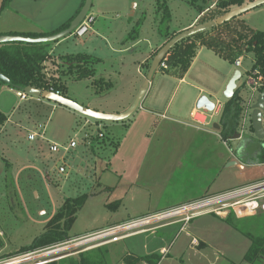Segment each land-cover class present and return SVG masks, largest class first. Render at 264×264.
I'll return each mask as SVG.
<instances>
[{"label":"crops","instance_id":"obj_1","mask_svg":"<svg viewBox=\"0 0 264 264\" xmlns=\"http://www.w3.org/2000/svg\"><path fill=\"white\" fill-rule=\"evenodd\" d=\"M156 1V4H150L147 0H93L91 9L97 5L96 10L98 11L97 15L95 13L91 14L96 18V21L92 27L93 30L81 40V42L83 41L82 43L77 40L74 41L81 43L80 50L73 51L72 49H69L70 44L67 42L75 39L72 36L53 43V45L50 46L48 58L50 60L47 59L44 63L49 75L50 72H55L56 69H58L53 63L58 65V67L60 66L61 73L68 69L65 63L60 64V62L58 63V61L54 60L55 53L59 55L56 56V58L59 57L61 59L68 55L84 54L99 60V63L95 66L96 76L93 79L85 80H88L92 85L94 80H101L102 78L111 84V87L108 88V90H105L101 94H96L97 96L95 98H85L83 96L84 92L77 87V84L82 81H76L70 74L63 75V73H59L60 75H57L68 88V95L71 100L92 110L99 112L103 111L110 114H121V112L132 106L143 88V83L152 67V61L162 46L169 41V39H166L160 33V27H158L162 17V13L160 17L158 15L161 11L160 8H158V1L161 0ZM165 1L166 7L170 10L172 16L169 25V32L176 36L183 31L201 25L199 24L200 20L207 15L209 11L216 8L215 5L218 0H194L193 6L188 4L189 0ZM252 1L253 0H248L247 3ZM82 2L83 0H14L9 7L0 11V34L1 36H4L13 34H42L58 31L62 25L71 20L80 11L79 9ZM204 4H209L210 8L205 7L204 9L206 10L201 13L199 7ZM255 9L257 11L259 9L260 12L264 13V4ZM113 12L116 13L117 19L119 17L122 18V15H125L127 20L123 21L122 25L114 26L113 24L108 23L106 18H103V20L99 18V14L106 16ZM250 12L239 17L243 16L241 20H243L252 30L262 31L258 28H252V25H250L251 14H253ZM212 21H215V19ZM196 44L198 48L199 45H201L200 42ZM201 47L202 48L198 49L197 55L200 53L201 49L206 46L202 45ZM241 64V67H238L237 64L234 66L236 67L235 70L239 69L241 71V79L238 83V88L241 89L240 96L247 107L243 121L244 124H247L248 121H250L249 124L252 125V107L255 105L259 94L251 93V91L245 87L244 80L247 74L253 70L255 63L252 61L253 65L245 70H243V61ZM51 65L53 66L52 71L48 69V66ZM158 70L154 74L152 81L158 73ZM235 70L223 75L224 80L221 96H224V91L228 84L227 82L233 76ZM53 75L54 73H52V76ZM186 75L183 78H180L179 83L185 82ZM54 76H56V74ZM150 84L151 80L149 85ZM5 88L15 92L19 101L16 107H10V113L5 114L0 108V111L8 116L6 124L0 129V181L6 186H4L5 188L2 190L3 192L0 191V194L2 193L1 197L9 196L12 192V190L7 187L9 182L13 185L14 183H17L20 176L23 174L26 176L27 185L26 188H24V194L27 195V205L24 204L22 190L15 184L16 191L14 188V192L19 197V202L22 207L17 206L16 204H9V207H11V210L15 211H19L20 208H23L24 219H28L34 225L43 228V230L36 236L38 237L44 233L45 226L56 213L55 208H57V204L54 200V191L59 189L62 193L60 189L64 186L62 181L64 180L63 183L67 180L71 181L72 177L76 176L81 168L83 169V166L87 161L89 150L85 146H83L82 149L81 146L73 151L70 154L71 163L67 167V174L61 177L57 176L54 165L57 155H53L50 151L51 145L46 139L47 126L46 124L43 125L39 119L47 115L49 108L56 109L55 106L57 104L54 102L56 105H51V102L53 101H47V99L42 98L41 96H31L30 99L21 101L17 96L18 92L14 89H10L7 85L1 87L0 92L5 91ZM147 92L144 98L146 97ZM203 95L216 105L222 104V108H224L228 99L224 97V100H221V97H219L217 93L206 92L204 89H199V93L194 99V107L190 112V122L194 124L195 128H208V126H213L214 128V125L218 123L214 122L218 115L209 118L211 114H208L205 117H202L201 122L198 123L191 119L192 113L197 109L196 102L198 98ZM77 96L81 100L85 99V101H80ZM144 98L140 102V108L130 116V120L127 118L121 122H113L125 125L126 138L134 136L133 132L135 129L139 128L140 123H148V121H151L152 126H155L157 125V122L154 117L159 118V116H161L165 119L169 118L167 114V109H169L170 106L169 102L164 113L155 114L144 106V103L146 102L143 101ZM25 101L32 102L33 107L36 109V111L34 110V113L38 118L34 123L36 129L39 131L41 128H45V139H40V141H48L50 157L47 155L45 158L41 159L43 156H41V154L39 155V152H28L29 155H31V157L34 156V158L32 157L33 159H29L27 158L28 155L25 158L23 150L20 151L17 145L18 143H11L7 139L11 130L9 124L13 127L21 125L22 128H25L22 126L23 124L21 123V120H14L18 112L23 111L21 103H24ZM67 109L70 110V112L76 113L69 108ZM147 115H149V117ZM81 117L79 116L77 124H82L85 120V116L82 115ZM263 118L264 114L262 121ZM174 121L175 120L172 122ZM78 129L79 126L76 130ZM141 129H145V126ZM199 130L201 129H198V132L193 134L195 135L194 138L186 137L184 133L181 135L171 133L169 135V133L166 134L160 132L153 135L157 139V136H159L158 141L175 139V137H177L176 139H180L181 141V145L178 149H141L129 153L130 161H128V163H130L129 167L132 170L129 177L128 167H124L120 173L117 171L121 177H118L115 184L109 186L102 183L97 184L99 187H102V185L105 186L110 193L109 198L113 200V202H111L113 204L112 208L109 206L110 204L108 205V208L112 209H109V216L104 222L97 223L93 231L86 232L83 235H75L74 238L103 230L112 225L124 223V221L130 219L140 218L149 213L175 207L185 202L199 200L206 195L218 194L219 192L231 189L233 185L238 187V185H242L256 176L257 172L252 166L261 163L256 159L258 154L256 151L260 150V148H264V144L258 145L254 140L244 136L246 134L245 132L241 133L239 131V133L243 135L241 145L244 147L245 143L246 148H240V150L235 152L232 149L233 137L224 141L222 139V128H214L213 130L215 133L209 130ZM33 133L36 132L29 130V135ZM145 134L148 136L149 132H146ZM216 134H219L218 137ZM29 135L28 140L30 142H36L39 140H30ZM151 137L152 136L149 135L146 140H151ZM71 139L73 138L71 137L69 141ZM4 140H6V142H4ZM40 141H38V144H34L39 150L40 148H43V145L39 144ZM69 141H65L64 144ZM218 141H221L223 146H218ZM229 142L230 145L228 144ZM247 146L250 147V149H247ZM79 149H81L80 153H82V161L80 160L77 162L79 158L77 154H80L77 153ZM92 153L93 155H96V152L92 151ZM7 155H10L12 159H16L20 166L17 171L13 173L14 176H11V179L8 178V175L14 172V168H11L8 164L10 158L5 160L4 157ZM243 155L248 162L241 160V156ZM36 157L38 158L36 159ZM20 158H23V160H20ZM38 162L40 164L42 162V167L46 166L45 173L42 172L40 165H37ZM128 163L125 162L126 165H128ZM232 163L236 164L230 166ZM116 168H119V166ZM41 182H43V184H41ZM219 183L222 184L217 187ZM45 195H47V203H45L46 200L43 201ZM88 200L89 197L85 201V205L88 204ZM50 207H52L51 210ZM30 211L32 215L30 214ZM48 213L50 214L48 215ZM260 215H264V213H258V215L249 217H235L238 220H249L252 218H258ZM228 216L217 217L215 215H204L193 220L186 226L184 224L169 225L158 230L155 234H143L142 236L125 239L124 241L127 242L124 246L115 248L114 251H109L107 262L113 264H118L119 262L126 264L125 257L127 255L136 258H143L144 256L157 254L162 258L159 264H252L245 261V254L250 249L252 241L249 237L243 234L239 235V232L227 223ZM4 233L6 234L7 232L4 231ZM4 236H1L0 238V258L2 255L4 256L5 254H8L7 250L9 249L8 243L6 242V235ZM120 243L110 244L105 247L109 248L111 246H117ZM31 244L29 243L27 246L22 245L14 249L21 251V249L28 247ZM14 251L15 250L12 252ZM141 264L149 263L144 261ZM253 264H264V258Z\"/></svg>","mask_w":264,"mask_h":264},{"label":"rangeland","instance_id":"obj_2","mask_svg":"<svg viewBox=\"0 0 264 264\" xmlns=\"http://www.w3.org/2000/svg\"><path fill=\"white\" fill-rule=\"evenodd\" d=\"M1 0V5H2ZM150 4H156V0H147ZM194 0H189L188 4L194 5ZM204 3V2H202ZM104 4V3H103ZM180 4V3H178ZM182 4V3H181ZM161 10L167 7H164L163 4H161ZM201 7H209L210 5H203ZM97 5L91 9L90 13H95L97 15L96 10ZM237 7H234L235 9ZM153 10L152 8H150ZM256 9H253L251 11L253 14H251V21L250 25H252V28H258L264 31V13L258 11ZM163 11H160L158 13L159 17L161 16V13ZM250 12V13H251ZM219 11L216 8H214L212 11H209L207 15H205L199 22V24L206 23L208 21H212L210 19L218 18L220 15H218ZM243 17V16H242ZM242 17H238L234 19V22H232V27H222V29H215V30H209L203 38L200 40H197L196 43H204L219 38V33H227L230 35L232 34L234 28L238 26L239 30L238 34L242 33L245 35V27L248 25L245 24V22L242 19ZM99 18L103 20V18H106L108 23L113 24L114 26L122 25L123 21L127 20V17L125 15H122V18L119 17L116 18V13H110L108 15L99 14ZM110 19V20H109ZM106 22V23H107ZM249 27V26H248ZM250 28V27H249ZM222 31V32H220ZM229 32V33H228ZM237 33V32H236ZM232 36V35H231ZM86 37V36H85ZM233 37V36H232ZM82 38L81 40H83ZM86 39V38H85ZM238 38H236L237 40ZM77 39H72L68 41L67 43L69 45V49H72L73 51H79L81 46V43L74 42ZM195 43V45H197ZM84 44V43H83ZM202 45H199V48ZM55 61L60 62V64L65 63L67 65V70L69 71V62L66 60H63V58H59L56 56H59L58 54H54ZM239 59H242L244 67L243 70L246 68H249L253 61V56L251 54H244ZM50 60V59H48ZM49 62V61H48ZM193 66L191 67V70L187 73L185 82H180V76L176 77L173 75V72L166 71L162 69L158 70V73L156 74L155 78L151 79V86L148 88V92L146 97L144 98V106L147 107L149 110L153 111L155 114L164 113L166 111V107L168 106V102L170 104L169 109H167L168 119L162 118L159 116V118H155V121L157 122V125L152 126L151 121H148V123H140L139 128L134 130V136L133 137H125L126 134V127L125 125H122L120 123H113L108 121H102L101 124L105 125L104 132L106 134V142L102 141V143H95L96 144V150H93L96 152V155H93L92 150L90 149L88 152V157L86 164H84L83 169L78 171V174L74 177H72L71 181H66L62 184L64 186L60 190L54 191V200L57 204V208H55L56 212L59 209L60 202L67 199L68 197H77L82 196L84 194H87L89 197L88 204H86L81 211L78 212L76 215V219L74 220V224L72 228L69 230L70 236L75 235H83L86 232L93 231L95 229V225L100 222H104V220L109 216L111 208H108V205L112 204L113 200L110 197L109 191L105 188V186L102 185V187H99L97 184L102 183L107 186L115 184V182L118 180V177H121L119 174L120 171L123 170L124 167H128V177L129 174L132 173V170L130 169V157L129 153L135 152L141 149H160V148H171V149H178L181 145L180 139H164L160 140L159 136L158 139L154 137L153 135L163 132L169 135L171 133H177V134H185L186 137L194 138L196 132H198V129L202 130H213V126H208V128H195L194 124L190 122V112L192 108L194 107V99L199 93V89H204L206 92H213L214 94H218L219 97H221V100H224V96H221V90L223 86V75L228 74L236 69V67L228 60H226L224 57H221L215 50L211 48H203L201 49L200 53L196 56L195 60L193 61ZM60 67V66H59ZM53 66H48L49 70L52 69ZM52 76V72H50V75ZM56 77H59L56 74ZM240 81V80H239ZM239 81L237 83H239ZM77 87L84 92L83 96L85 98H95L97 95L96 90L92 85L88 82V80H82L81 83L77 84ZM3 90V89H2ZM35 97V96H34ZM78 98V96H77ZM212 98V97H211ZM80 101H85V99H80ZM18 99L15 95V92L5 88V91L0 92V108L2 111L6 113H10L11 106L16 107L18 104ZM48 101V100H47ZM32 102L25 101L24 103H21V108L23 111H19L16 115L14 120H21L22 126L25 128H22L21 125H18L17 127H13L9 124L10 135L7 138L11 143H18V147L21 150H23V153L25 154V158L28 155L27 158L33 159L34 156L31 157L28 152H39V155L43 156L41 159L45 158V156L50 157L49 153V143H56L58 145H63L65 141H69V139L78 138V142L80 141L81 135H80V126L79 129L77 126V120L79 116L81 115L70 112L66 107L58 106V104H54V102H51V105H56V109L49 108V111L46 116L43 118H39L40 122L46 124L47 126V134L45 142L40 141L39 144L43 145V148L37 149V146L34 144H38V141L36 142H30L28 140L29 130L32 132H37L38 129H36L34 123L38 120L36 114L34 113V110L36 109L32 107ZM226 104V103H225ZM18 109V106H17ZM247 114V113H246ZM250 115V114H249ZM248 115V116H249ZM149 117V115H147ZM82 118V117H81ZM219 118V120H218ZM244 118V117H242ZM221 116H218L217 119L214 121L215 123L220 122ZM130 120V117L129 119ZM175 120L174 122H172ZM242 124L239 128V131L241 133H246L245 135L248 136H254V133L250 131V121H248L247 124H244L243 119ZM264 121V118H263ZM249 124V125H248ZM192 125V126H191ZM145 126V129H141ZM146 132H149L148 136L145 134ZM77 134V135H76ZM151 135L152 139L146 140L147 137ZM217 137L219 134H216ZM154 138V139H153ZM170 138V137H169ZM6 139V140H7ZM103 139V138H102ZM101 139V140H102ZM256 139V138H255ZM4 140V142H6ZM217 140V139H216ZM3 142V140H2ZM119 142V143H118ZM230 145V142L228 143ZM218 146H223V143L221 141H218ZM83 149V147H81ZM8 149V148H7ZM79 149L77 153H80ZM118 150V154H117ZM99 152V153H98ZM1 153V150H0ZM46 154V155H45ZM64 155V153H61L60 155H55L56 158H60ZM74 155V154H73ZM78 161L79 162L82 159V153L77 154ZM5 160L10 158L8 160L9 166L11 168H14V172L8 175V178L11 179V176L13 177L17 169L20 167L18 165V162L16 159H12L10 155H7L4 157ZM38 157H36L37 159ZM66 163L70 165L71 163V157L70 154L66 155ZM85 159V156H84ZM83 159V160H84ZM20 160H23V158H20ZM40 160V159H39ZM77 160V159H76ZM82 161V160H81ZM43 162V161H42ZM41 162V164H42ZM125 162L128 163V165L125 164ZM54 163V162H53ZM39 162L37 165H40L42 168V172L45 173V167H42ZM55 164V163H54ZM111 164V166H110ZM120 164V165H118ZM51 165V163H50ZM119 166V168H116ZM48 170V169H47ZM32 171V170H31ZM117 171L119 173H117ZM33 172V171H32ZM35 172V171H34ZM39 174V173H35ZM58 176V175H57ZM123 177V175H122ZM27 179L26 176L23 174L19 177V180H17V183H14L12 185L11 182L7 185L8 188L12 190L11 194L7 197H1L0 194V238L6 235V242L8 243L9 249L8 254H5L4 256L0 258V262H3L5 260H8L9 258L20 256L19 251L14 248H18L22 245L27 246L29 243L31 244L33 239L43 230L42 227L34 225L30 220L24 219V212L23 208H20L19 211L11 210L10 205L16 204L17 206L22 207V205L19 202V197L15 194L14 188L16 191V185L19 186V188L22 190L24 204L27 205V195L24 194V188H26ZM16 184V185H15ZM43 184V182H41ZM222 183H219V186H221ZM3 182L0 181V191L6 187H4ZM236 185H233L232 187H235ZM231 187V189H233ZM61 193V194H60ZM64 194V195H62ZM67 197H66V196ZM64 196V197H63ZM130 199V198H129ZM46 200L45 203L48 202L47 195L43 197V201ZM10 202V203H9ZM22 203V202H21ZM44 203V204H45ZM109 205V206H110ZM52 207H50V210ZM110 209V210H109ZM50 212V211H49ZM30 214L32 215L31 211ZM50 213H48L49 215ZM47 216V215H46ZM212 216V215H210ZM262 222V218H252L249 220H243V229L245 231H251L252 227H256L255 225H260ZM99 225V224H98ZM100 226V225H99ZM7 232L6 234L4 233ZM219 231V230H216ZM215 231V233H216ZM258 229L256 230V232ZM239 235L242 233L240 231ZM9 236H8V235ZM5 238V236H4ZM127 241H124V243H120L117 246H111L107 247L108 250L114 251L115 248H118L120 246H124ZM230 242V238H229ZM234 242V239H233ZM61 249V248H60ZM15 250L14 252H12ZM6 251V252H7ZM94 251V250H93ZM10 252V253H9ZM75 253L73 250L67 251V252H61L60 254H55L52 256H48L46 258L47 260L56 259L59 258L58 256H66L68 255L69 258L77 259L79 255L73 254ZM91 255H98L95 251L90 252ZM24 254V253H22ZM21 254V255H22ZM27 254V253H26ZM59 261V260H58ZM54 262V261H53ZM107 264H113L111 262H108ZM123 264V263H118Z\"/></svg>","mask_w":264,"mask_h":264},{"label":"trees","instance_id":"obj_3","mask_svg":"<svg viewBox=\"0 0 264 264\" xmlns=\"http://www.w3.org/2000/svg\"><path fill=\"white\" fill-rule=\"evenodd\" d=\"M14 0H3L0 11L4 8L9 7ZM248 0H218L216 7L219 11L218 15L223 16L226 13L233 10L234 7H243L247 4ZM85 0H83L80 9L83 7ZM158 8L161 10V4L166 7V1H158ZM205 7H199L200 12H204ZM79 9V10H80ZM81 11V10H80ZM80 11L68 22L61 26L58 31L52 33H42V34H23L29 37H42L46 35L58 34L64 29H67L74 18L80 13ZM162 17L159 22L160 33L166 39H172L175 37L173 33L169 32V25L172 20L170 10L168 8L162 9ZM219 16V17H220ZM235 19V18H234ZM214 20V18L210 19ZM234 20L225 23L221 26H217L214 29H222V27H232L231 24ZM245 35L239 32L238 26L234 28L232 34L230 33H219L220 39H213L208 42L201 43L208 48L215 50L221 57H224L230 62V64L235 65V62L244 54H251L253 56L254 67L259 68L264 73V32L259 30H252L248 26L245 27ZM203 31L196 33V35L188 37L179 41L175 47L169 52V55L165 57L168 69L160 67L162 70L172 71L174 76H180L183 78L190 68L192 63L196 58L198 52V46L195 45L197 40H200L208 32ZM241 31V30H240ZM137 32V31H135ZM237 32V33H236ZM229 33V32H228ZM17 35V34H13ZM19 35V36H23ZM233 37H232V36ZM1 36V34H0ZM236 38H238L236 40ZM53 43H42L41 45H32V44H4L0 46V73L6 76L10 82L4 83L0 81V91L1 87L7 85L10 89H14L17 92H27L28 88H35L37 90L49 91L54 89L56 94L70 98L68 95V88L65 86V83L60 80V77L54 76L55 74H70L76 81H82L85 79H93L96 76L95 66L99 63L98 59L93 58L89 55H68L63 58L69 62L68 67L69 71H63L61 73V68L58 67L55 63L54 66L57 67L53 76H49L46 71V66L44 63L49 58L50 46ZM59 74V75H60ZM92 86L96 90L97 94H101L105 90L111 87L109 82H106L104 79L94 80ZM241 89L236 90L235 96L226 101L224 108L220 114L221 125H222V139L227 141V139L233 137L242 124V117H244L246 112V104L240 96ZM264 92V90H263ZM29 93V92H28ZM36 96V95H33ZM33 107V105H32ZM88 118V117H85ZM8 116L3 114L0 111V129L6 124ZM102 123L101 121H98ZM81 123L77 124L79 126ZM250 131L254 133L253 126H250ZM251 140L257 142L258 145L264 144L263 140L255 139V137L244 135ZM106 134L102 140L98 141L99 138L93 137V146L87 148L88 150H96V144L102 143L105 140ZM263 147V146H261ZM258 154L256 156L257 161L264 162V148L256 151ZM241 160L246 161V157L241 156ZM88 195L84 194L77 197H68L65 199L57 212L53 217L48 221L45 226L44 233L36 237L31 245L25 247L19 251V254H26L30 251L45 250L48 247L60 245L66 243V241L73 239V236L69 235V230L74 224L76 215L79 211L85 206V201L87 200ZM115 205V204H114ZM113 204L110 205L112 208ZM262 218L260 225H255L252 227L251 231H245L243 229V220H238L234 214L227 217V223L235 228L237 231H240L243 235L249 237L252 241V245L248 252L245 254V261L249 263H256L259 260L264 258V215L258 216ZM258 231L256 232V230ZM96 252L98 255H91L90 252ZM85 253L79 254L77 259L65 258L59 261L50 262L48 264H107L109 250L107 247L98 248ZM162 260L160 255L154 254L150 256H144L143 258H136L131 255L125 257L126 264H141L144 261H147L149 264H159Z\"/></svg>","mask_w":264,"mask_h":264},{"label":"built area","instance_id":"obj_4","mask_svg":"<svg viewBox=\"0 0 264 264\" xmlns=\"http://www.w3.org/2000/svg\"><path fill=\"white\" fill-rule=\"evenodd\" d=\"M96 18L90 13L76 28L72 37L81 40L93 29V25ZM167 59H163L160 66L164 69H168ZM242 59H238L235 64L238 67L242 66ZM245 87L251 91V93L260 94L264 90V73L255 68L251 70L245 80ZM52 93L54 89L49 90ZM17 96L21 101L30 99L33 94L28 92H18ZM222 104L216 105L214 112H209L206 109H195L191 115V119L194 122H201V118L206 115H210L209 118L219 116L222 112ZM204 115V116H203ZM80 126V141L75 137L64 145H58L50 143V151L53 155H64L57 158L55 161V173L61 177L67 174L68 164L66 163V155L71 154L78 147L85 146L90 148L93 146V137L99 138L100 141L104 136L105 125L101 124L97 120L91 118H85ZM77 135V134H76ZM45 128H41L36 133L30 134L29 139H41L44 140ZM256 170L257 174L252 180L238 185L233 189L219 192L218 194H210L201 197L199 200L185 202L181 205L164 209L159 212L149 213L143 215L140 218H134L124 223L112 225L106 227L103 230L88 233L85 236L76 237L66 241V243L48 247L45 250L30 251L27 254L9 258L0 264H48L53 261L65 259L66 256H58L59 258L47 260L48 256L60 254L61 252H67L73 250L76 255L85 253L86 251L105 248L110 244H116L123 242L125 239H129L136 236H142L143 234H155L163 227L175 224H184L185 226L193 220L200 218L204 215H215L217 217H225L230 214H234L237 218L249 217L258 215V213H264V162L257 163L252 166ZM61 248V249H60Z\"/></svg>","mask_w":264,"mask_h":264},{"label":"water","instance_id":"obj_5","mask_svg":"<svg viewBox=\"0 0 264 264\" xmlns=\"http://www.w3.org/2000/svg\"><path fill=\"white\" fill-rule=\"evenodd\" d=\"M264 4V0H253L250 3H247L243 5V7L235 8L232 11L226 13L223 16H220L215 19V21H209L207 23H203L201 25H197L194 28L190 30L183 31L179 34H177L174 38L170 39L168 42H166L162 48L159 50L158 54L154 58L151 64V69L148 73V76L146 80L143 83V88L140 91V94L137 96L135 101L133 102L132 106L121 112V114H110L106 112H99L92 110L88 107L81 106L71 100L70 98H67L65 96H61L56 93H52L50 91H43L37 90L35 88H28L26 91L36 95L41 96L42 98H45L47 100H51L62 107H67L76 113L80 114L81 116H85L97 121H108V122H121L122 120H125L129 118L132 114H134L139 108H140V102L144 98L148 88L150 80L153 78L154 74L160 67V63L163 61V59L169 54V52L175 47V45L188 37L196 35V33L207 31L214 29L217 26H221L225 23H228L234 18L239 17L241 15H244L250 11H253V9L261 6ZM93 5V0H85V3L83 7L80 9V13L74 18V20L71 22L70 26L67 29H64L58 34L54 35H47L42 37H29L26 35L19 36V35H4L0 36V46L4 44H32V45H41L42 43H56L61 41L62 39L69 38L73 35V33L76 31V28L80 25V23L85 19V17L90 14L91 8ZM241 79V71L239 69L235 70V73L230 78V80L227 82L226 89L224 91V97L228 100L232 99L235 96L236 90L238 89V81ZM0 81L4 83H9L10 80L4 76L2 73H0ZM196 108L197 109H206L209 112H214L216 108V104L211 102L206 96H201L198 98L196 102ZM264 114V92H261L256 100L255 105L252 107V126L254 129V136L258 140L264 139V124L262 121V117ZM215 129H221V125L219 123L214 125ZM243 138V135L237 131L235 135L233 136V143H232V149L233 151L237 152L238 150L245 149L246 144L244 143V147H242L241 139ZM236 163L230 164V166H234Z\"/></svg>","mask_w":264,"mask_h":264},{"label":"flooded vegetation","instance_id":"obj_6","mask_svg":"<svg viewBox=\"0 0 264 264\" xmlns=\"http://www.w3.org/2000/svg\"><path fill=\"white\" fill-rule=\"evenodd\" d=\"M247 149H250V147L247 146Z\"/></svg>","mask_w":264,"mask_h":264}]
</instances>
